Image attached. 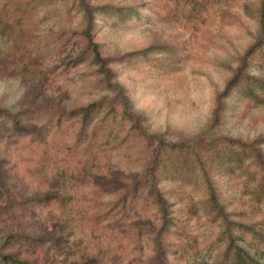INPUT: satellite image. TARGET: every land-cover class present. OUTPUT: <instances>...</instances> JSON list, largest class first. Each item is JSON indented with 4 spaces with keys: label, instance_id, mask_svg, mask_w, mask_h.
I'll use <instances>...</instances> for the list:
<instances>
[{
    "label": "rangeland",
    "instance_id": "374dc122",
    "mask_svg": "<svg viewBox=\"0 0 264 264\" xmlns=\"http://www.w3.org/2000/svg\"><path fill=\"white\" fill-rule=\"evenodd\" d=\"M206 1L202 23L183 24L161 20L156 12L174 0H86L87 7L80 0H0V104L29 109L30 121L43 124L53 138L43 154V143L20 136L10 119H0V246L19 250L21 235L28 234L55 245L44 254L50 264H88L94 253L102 258L89 264H214L232 233L264 263L258 233L264 230V203L253 208L238 164L236 170L213 167L209 182L199 169L189 173V182L165 173L160 188L172 222L162 232L156 205L143 208L141 201L113 209L117 191L99 188L94 167L80 163L84 155L75 143L81 123L68 113L117 94L101 82L106 73L92 54L77 60L91 41L112 59L111 81L123 85L143 115L144 139L132 136L129 146H116L103 158L125 173L148 166V134L187 144L219 135L263 138L264 106L244 97L242 89L224 96L215 114L219 94L241 68L264 79L263 0ZM211 187L224 211L217 218L204 201ZM47 192L60 193L67 203L45 207L27 200ZM56 213L66 223L49 230L45 223ZM241 222L252 230H241Z\"/></svg>",
    "mask_w": 264,
    "mask_h": 264
},
{
    "label": "trees",
    "instance_id": "16d2710c",
    "mask_svg": "<svg viewBox=\"0 0 264 264\" xmlns=\"http://www.w3.org/2000/svg\"><path fill=\"white\" fill-rule=\"evenodd\" d=\"M83 6L87 7L86 0H80ZM174 0V6L169 9H159L156 12L166 22H180L186 24L189 19H198L194 23H202L207 18V13L203 11V4L208 5L206 0ZM215 2V0H213ZM263 17H264V0L262 1ZM264 43H260L261 47ZM97 43L89 41L87 47L78 56V61L87 59L88 54H92L95 62L99 64L101 72L106 73L101 82H105L106 86L116 92L114 97H104L99 100L92 101L85 106H80L72 109L68 113L73 117H78L81 126L76 137V145L79 151L82 152L84 158L80 162L84 164L87 170L89 165L94 167L95 180L99 184V188L106 190L111 187L117 191V198L114 202V208L126 209L133 207L143 202L146 208L149 205H156L161 213V231L168 230L172 222L169 215V201L163 196L160 188L162 176L169 172L177 178H181L183 182L191 180L190 172H196L197 169L203 174L206 182H209V171L215 166L224 167L227 170H236L237 164L241 167V174H245V182L249 187L252 197L253 208H259L261 203H264V137L245 141L240 137L230 135H219L211 139L200 137L193 143H169L158 134L145 135L148 142V150L153 152L150 155L149 163L143 172L130 170L125 173L120 167H115L112 164V159H103L109 157L111 150L116 146H129V140L133 137H142L145 133L142 128L143 115L136 112L133 108L130 97L127 94L123 85L112 82L111 77L113 71L107 66L110 57L101 55L97 48ZM257 46V45H256ZM253 46L249 52L256 50ZM260 56L264 54L263 48H260ZM130 53L122 55L119 60H123ZM109 64V63H108ZM233 88L243 90V96L254 101L257 105L264 106V79L255 74H246L243 68L227 83L226 88L218 96V107L215 109V114L219 115L221 100L227 96ZM29 109H20L12 111L10 108L0 104V119H10L14 131L20 136H30L32 141L43 143L44 153L47 154L53 140L49 133H44V125L38 122L30 121L28 115ZM64 114H60L61 117ZM59 120V121H60ZM31 122V123H30ZM130 124V125H129ZM122 135V136H121ZM133 136V137H132ZM144 139V138H143ZM118 142V143H117ZM146 142V147H147ZM77 147V146H76ZM153 147V149H151ZM173 148H176V152ZM171 151V153L169 152ZM88 152V153H86ZM86 156H90L86 158ZM0 159V180L3 178V163ZM123 172V173H122ZM189 182V181H188ZM210 187V183L208 184ZM148 194V199L144 197ZM14 198V195H11ZM35 205L47 206L51 202L63 201L60 204L67 203L65 197L60 193L47 192L42 196L29 198ZM25 200V201H27ZM209 211L214 217L223 216V210L219 206V199L215 190L211 187L208 195L204 199ZM150 202V203H149ZM63 213H56L55 218H49L45 225L49 230L56 229L58 224L64 225L65 218ZM242 226L241 230H248L251 225L247 222L238 223ZM252 230V229H250ZM260 239L264 242V230L259 232ZM225 235L226 233L223 232ZM21 235V234H20ZM24 236V241L19 242V250L7 249L4 244L0 246V264H50L46 260L45 253L52 249L54 244H46L50 239L43 241V237H33L31 235ZM49 237V236H48ZM125 237V236H124ZM227 238L226 245L218 253L214 264H264L257 252H253L244 245L238 243L232 233ZM23 238V237H22ZM114 239H117L114 237ZM140 239L137 237V240ZM122 241L118 244L121 245ZM109 250V247L106 248ZM101 250V249H100ZM45 257H42V256ZM86 261L87 257H82ZM88 264L97 263L102 258L99 253H94L88 256ZM52 263V262H51ZM68 264H80L76 259H72ZM86 264V263H85Z\"/></svg>",
    "mask_w": 264,
    "mask_h": 264
}]
</instances>
